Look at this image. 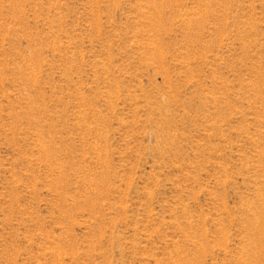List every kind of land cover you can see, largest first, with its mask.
<instances>
[{"label":"rangeland","instance_id":"1","mask_svg":"<svg viewBox=\"0 0 264 264\" xmlns=\"http://www.w3.org/2000/svg\"><path fill=\"white\" fill-rule=\"evenodd\" d=\"M0 264H264V0H0Z\"/></svg>","mask_w":264,"mask_h":264}]
</instances>
